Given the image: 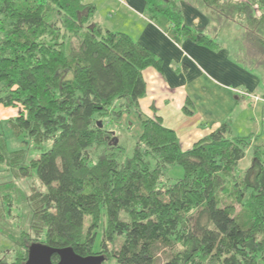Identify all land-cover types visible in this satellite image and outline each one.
Returning <instances> with one entry per match:
<instances>
[{
    "label": "trees",
    "instance_id": "16d2710c",
    "mask_svg": "<svg viewBox=\"0 0 264 264\" xmlns=\"http://www.w3.org/2000/svg\"><path fill=\"white\" fill-rule=\"evenodd\" d=\"M196 1L217 27L241 30L234 41L249 66L264 64V0ZM147 2L169 20L177 42L189 37L221 47L216 36L184 23L176 0ZM96 12L87 0H0V104L19 107L7 120L14 134L36 148L51 141L26 161L24 149L10 150L0 131V172H36L45 188L28 197V227L18 236L6 232L24 251L0 264H27L30 245L42 243L32 233L43 244L102 255V264H160L159 252L163 264H264V126L257 135L232 136L226 122L183 150L176 131L140 105L144 71L160 70L161 59L130 35L95 22ZM129 115L140 120L139 135L122 136L112 127ZM249 152L251 164L241 171ZM175 165L184 176L171 181L167 172ZM9 184L0 182V189ZM3 192L0 199L10 206Z\"/></svg>",
    "mask_w": 264,
    "mask_h": 264
},
{
    "label": "crops",
    "instance_id": "0c3cea01",
    "mask_svg": "<svg viewBox=\"0 0 264 264\" xmlns=\"http://www.w3.org/2000/svg\"><path fill=\"white\" fill-rule=\"evenodd\" d=\"M87 1L97 6L95 22L130 35L161 59L160 70L149 67L144 71L147 94L140 105L145 115H160L164 125L176 131L183 150L191 149L226 122L231 124L232 136L261 133V118L252 131L234 129L237 118L245 120L247 126H250L249 120H255L250 112L245 113L250 106H256V117L264 112V105H260L264 102L261 71L250 73L230 57L231 45L235 53L238 50L234 41L240 37L238 27H217L210 10L196 0H176L183 11L184 23L211 37L216 36L221 47L200 45L189 37H179L177 42L169 20L162 14H153L147 0ZM238 90H247L248 95H241ZM185 106L193 113H187ZM125 117L131 122H128V132L139 135L138 117Z\"/></svg>",
    "mask_w": 264,
    "mask_h": 264
},
{
    "label": "rangeland",
    "instance_id": "374dc122",
    "mask_svg": "<svg viewBox=\"0 0 264 264\" xmlns=\"http://www.w3.org/2000/svg\"><path fill=\"white\" fill-rule=\"evenodd\" d=\"M97 1V0H95ZM99 1V0H98ZM102 6V5H101ZM99 7V5H98ZM233 45L230 46V51L231 55L230 57L236 61L237 64L240 65V67L246 69L248 72H253L254 70L261 71L262 75V81L264 85V64L260 67L256 66L252 67L249 66V64L246 63L245 60H247L246 55V50H243V52H239V45H238V50L237 53H235L234 49L232 48ZM239 91V90H238ZM237 91V92H238ZM247 104V102H246ZM260 105H264V102H260ZM247 108V107H246ZM245 113L250 112L251 117L253 116L255 120H249L250 126L244 122L245 120H242L241 118H237L235 123V131L237 132L238 130H246L250 128V131L253 130V128H256L258 126V121H260L259 118L262 120V126H264V112L260 113L259 117L257 116V109L256 106H250V111L245 109ZM253 111V113H252ZM19 113V107H6L2 104H0V131L5 134V137L7 139V145L8 148L12 151L15 150H23L26 153L27 160L29 161L30 159L36 158L42 153L43 151L47 150L48 148L51 147V141H48L41 145L39 148H36V146L31 142V140L28 139V142H26V138L16 135L13 133L11 128L9 127L7 120L10 118H13L17 116ZM240 113V109L238 110V114ZM128 122H130L129 117H124L122 118L121 121H118L114 124H117L118 128L112 124L113 128L119 132L120 135L127 137L130 136L127 132L130 130L128 127ZM122 127L119 129V127ZM115 133V131H114ZM136 134V133H134ZM133 135V134H131ZM117 137V135H114ZM131 148V147H130ZM98 152V151H96ZM95 152V154H96ZM130 150H128L129 154ZM94 154V155H95ZM251 153L249 152L246 157L240 162V165L238 167L239 170L244 171L247 169V167L251 164ZM14 170V169H13ZM5 173L0 172V182L1 183H6L10 182L8 189L6 190H1L0 192H3L4 195H7L6 199H3L6 204H10V206L4 205L2 198L0 199V259L5 260L7 262H10L16 255L20 252L24 251V246L23 244L20 243H14L12 237L7 235L6 232H15L16 236L19 235L20 229H24V223H26V227L29 225L30 219L28 217L30 216V204H29V195H32L34 191L41 190L44 192L45 188L42 186L40 183L36 172H33V174H30L29 176L26 177H17L18 175L15 174L14 171L10 173L9 171H4ZM168 177L171 178V181H175L179 178H182L184 176V170L181 166L175 165L172 166L168 169ZM167 177H165L164 181L166 180ZM10 209L11 215L7 214L6 209ZM101 224L99 225L97 229V234H96V239L94 243V251L98 252L101 250V243L103 240V224L106 222V215H105V210H103L102 215H101ZM89 221V220H87ZM7 226V229L5 228ZM31 238L33 240H38L39 242H45L43 239H40L42 236L36 235L35 233L31 234ZM39 237V238H38ZM37 241V242H38ZM33 242V241H32ZM113 247V244L109 243L108 244V249H111ZM98 255V254H97ZM159 258V263L163 264L165 257L162 255L161 252L158 254ZM105 264H117L115 260H106Z\"/></svg>",
    "mask_w": 264,
    "mask_h": 264
},
{
    "label": "water",
    "instance_id": "95a60500",
    "mask_svg": "<svg viewBox=\"0 0 264 264\" xmlns=\"http://www.w3.org/2000/svg\"><path fill=\"white\" fill-rule=\"evenodd\" d=\"M102 126V123L99 122ZM54 255L59 256L58 262H53ZM104 256H82L73 247H54L43 243H32L29 247L27 264H102Z\"/></svg>",
    "mask_w": 264,
    "mask_h": 264
}]
</instances>
